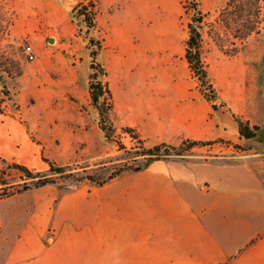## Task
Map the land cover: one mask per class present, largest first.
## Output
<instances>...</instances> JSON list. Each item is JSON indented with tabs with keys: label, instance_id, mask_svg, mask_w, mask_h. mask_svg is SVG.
Segmentation results:
<instances>
[{
	"label": "rangeland",
	"instance_id": "rangeland-1",
	"mask_svg": "<svg viewBox=\"0 0 264 264\" xmlns=\"http://www.w3.org/2000/svg\"><path fill=\"white\" fill-rule=\"evenodd\" d=\"M90 1L96 11L91 28L83 16L59 9L51 0L0 2V106L16 93L17 78L22 77L18 91L26 106L24 122L43 145L45 159L71 169L53 175L55 184L34 188L31 180L0 160V189L4 183L32 187L0 200V225L8 235L0 233V264L10 238L29 216V211H20L15 221L14 210L52 195V207L60 204L66 211L64 196L70 201L73 193L87 195L123 164L142 165L134 151L165 143L177 149H170L161 162L213 161L207 170L258 162L264 174L259 144L239 140L233 118L263 127L257 140L264 142V25L259 34L238 45L236 54L228 55L224 50L231 51L230 42H215L208 33L226 0H199L198 8L206 15L202 59L216 96L207 101L184 56L192 16L185 10L187 0H125L108 9ZM29 45L36 56L33 61L24 51ZM91 52L97 53L105 69L99 78L112 93V141L99 129V114L88 94ZM3 109L8 110L7 104ZM125 128L139 138L132 139ZM185 140L215 143L178 149ZM118 142L126 149H119ZM131 174L135 172L119 176ZM86 175L93 181L84 179Z\"/></svg>",
	"mask_w": 264,
	"mask_h": 264
},
{
	"label": "crops",
	"instance_id": "crops-1",
	"mask_svg": "<svg viewBox=\"0 0 264 264\" xmlns=\"http://www.w3.org/2000/svg\"><path fill=\"white\" fill-rule=\"evenodd\" d=\"M87 1L51 0L67 11ZM93 1L101 9L125 2ZM21 78L0 106V160L43 173L49 165L24 122ZM262 130L244 139L237 126L238 139L257 142L264 154ZM211 162L154 161L87 195L64 196L66 211L52 207V195L35 199L13 211L15 221L20 211L29 216L9 237L3 264H264L262 168L256 162L207 170ZM1 233L8 236L2 223Z\"/></svg>",
	"mask_w": 264,
	"mask_h": 264
},
{
	"label": "trees",
	"instance_id": "trees-1",
	"mask_svg": "<svg viewBox=\"0 0 264 264\" xmlns=\"http://www.w3.org/2000/svg\"><path fill=\"white\" fill-rule=\"evenodd\" d=\"M1 1L2 0H0V2ZM198 5L199 0L186 1L185 10L192 12V16L190 22L188 23V38L185 42L184 56L191 73L198 79L201 87H203V97L207 101H212L216 98L215 89L209 81L206 65L202 59V30L206 24V15L199 10ZM89 7L91 9H89ZM94 7V2L87 1L73 8V12L84 17V22L87 24L88 28L94 26L93 24L96 15ZM263 9L264 0H226L224 5L219 9L217 17L212 23L209 24L210 29L208 33L209 35H212V38L215 40V42L228 40L232 46L231 51L228 52L227 50H223L228 55H234L237 52L238 45L243 44L250 37L260 33L264 25ZM222 32L224 36L221 35ZM96 56V52L90 53V73L88 75L87 83L88 94L92 106L98 111L99 114V129L103 132L106 140L112 141V139L115 137V128L109 118V115L113 109L112 93L108 84L99 78V76L105 75V69L103 65L96 60ZM100 98H102L101 102H99ZM233 118L238 124L240 138L251 139L256 136L259 126L250 125L248 121H245L237 116H234ZM123 130L125 133L129 134L132 139L137 140L139 138V135L131 128H125ZM213 143L215 142L185 140L181 143L178 149L183 148L187 150L193 148L194 146H208L212 145ZM117 144L119 149H126V147L121 142H118ZM170 149H177V147H172L165 143H161L150 148L142 149L141 151H134L135 156L141 157L143 159L142 165L131 168L126 164H123L116 172L111 173L106 179L97 182V184L102 186L109 180L126 171H143L147 169L152 162L162 160L165 155H169ZM2 161L6 162L4 160ZM45 161H47L49 165L48 174L34 171L23 165L13 162H8V167L20 172L23 179L31 180L32 186L34 188H41L48 184H55L53 175L62 176L66 173V171L71 170L68 169L67 166H59L55 162L48 159H45ZM84 179L93 181L91 175H86ZM4 185H6V187L0 189V200L24 193L25 191L32 188L31 185L26 183H24L22 187L8 185L6 183H4Z\"/></svg>",
	"mask_w": 264,
	"mask_h": 264
},
{
	"label": "built area",
	"instance_id": "built-area-1",
	"mask_svg": "<svg viewBox=\"0 0 264 264\" xmlns=\"http://www.w3.org/2000/svg\"><path fill=\"white\" fill-rule=\"evenodd\" d=\"M24 51L27 54L29 60L33 61V60L36 59L35 53H34L32 47L30 45L27 46V47H25V50Z\"/></svg>",
	"mask_w": 264,
	"mask_h": 264
}]
</instances>
